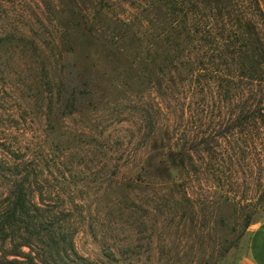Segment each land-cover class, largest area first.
<instances>
[{"label":"rangeland","instance_id":"374dc122","mask_svg":"<svg viewBox=\"0 0 264 264\" xmlns=\"http://www.w3.org/2000/svg\"><path fill=\"white\" fill-rule=\"evenodd\" d=\"M185 1L176 37L171 0H0V201L29 171L80 264H238L264 219V0Z\"/></svg>","mask_w":264,"mask_h":264},{"label":"trees","instance_id":"16d2710c","mask_svg":"<svg viewBox=\"0 0 264 264\" xmlns=\"http://www.w3.org/2000/svg\"><path fill=\"white\" fill-rule=\"evenodd\" d=\"M172 3L169 6L173 22L170 24V30L180 37L181 35V24L186 16V1L185 0H171ZM192 11L196 14L198 9V3H194L191 6ZM199 23L195 27V33L200 31ZM208 38L202 37L196 38L195 41L198 42L193 46V50L196 56L205 50V41L212 44L214 39L213 36L210 37L211 33L208 30ZM213 34H217L213 30ZM241 31L240 28L236 27L234 29L232 36L226 37L224 50L220 51V54H225L227 57L237 56L239 57V63L241 64L239 70H237L240 76H244L251 80H261L263 73L260 71V59H257V55L251 46L246 45L241 42ZM16 38V36H12ZM12 40L11 37H8ZM25 37H19L23 41ZM207 38V39H206ZM3 41V38H1ZM18 39V38H17ZM206 39V40H205ZM213 39V40H211ZM202 40V41H200ZM1 41V40H0ZM211 41V42H210ZM14 43V42H13ZM174 47L177 49L180 47L179 41H174ZM248 46V47H246ZM218 48H212L213 52ZM230 49L229 51H227ZM178 51V50H177ZM215 54H211L214 58ZM199 59V57H198ZM247 62V64H246ZM249 62V63H248ZM214 64V61H212ZM200 61H197L196 68H199ZM238 64V63H237ZM218 65L212 66L213 71H218L215 68ZM259 95V93H257ZM257 98V104L252 108H248L249 111L259 114L264 113L263 95L261 94ZM159 111H164L162 103H159ZM172 112L175 113L172 109ZM246 115L244 118L248 117ZM251 116V115H250ZM158 122V121H157ZM2 132L0 130V146H3L8 150V153L12 155L20 154L15 150H20V147H14L13 143H8V140L2 137ZM141 136H144L143 134ZM215 135L212 136L213 139ZM191 141L196 142L199 145L202 141L197 138H192ZM213 151V149L209 148ZM15 156V159H19L21 163H17L16 166H23L25 162L20 159L24 156L22 154L19 158ZM6 159H9L5 156ZM5 161L4 163H8ZM3 168L10 169L0 162ZM4 172V170H2ZM16 175L23 174L22 178L17 179V185L13 190L8 192L6 198L0 201V256L4 255L7 264H80L79 259L83 258L79 255L76 250L73 238V232H68L63 225L64 219L58 217V215L47 207L46 201L42 199L37 201L36 193L32 189L29 177V171L24 168L21 171L15 173ZM27 184V186H26ZM12 247L10 251H6V246ZM28 248L29 251L26 250ZM6 252V253H5ZM75 256V259H71V256ZM11 256V258H9ZM70 256V257H69ZM4 264V262H0Z\"/></svg>","mask_w":264,"mask_h":264},{"label":"crops","instance_id":"0c3cea01","mask_svg":"<svg viewBox=\"0 0 264 264\" xmlns=\"http://www.w3.org/2000/svg\"><path fill=\"white\" fill-rule=\"evenodd\" d=\"M247 240V253L238 264H264V219L250 227Z\"/></svg>","mask_w":264,"mask_h":264}]
</instances>
